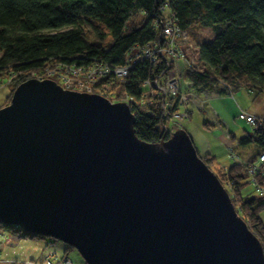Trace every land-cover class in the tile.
I'll use <instances>...</instances> for the list:
<instances>
[{"label": "water", "instance_id": "95a60500", "mask_svg": "<svg viewBox=\"0 0 264 264\" xmlns=\"http://www.w3.org/2000/svg\"><path fill=\"white\" fill-rule=\"evenodd\" d=\"M127 102L19 84L0 108V221L87 264H264V247L185 128L140 139Z\"/></svg>", "mask_w": 264, "mask_h": 264}, {"label": "trees", "instance_id": "16d2710c", "mask_svg": "<svg viewBox=\"0 0 264 264\" xmlns=\"http://www.w3.org/2000/svg\"><path fill=\"white\" fill-rule=\"evenodd\" d=\"M163 4H168L199 49L197 66L185 64V79L195 86L221 84L230 92L247 89L264 93V0H0V76L16 74L12 92L0 108L11 102L19 84L36 78L47 66L88 68L100 62L120 66L133 47L163 42L162 24L167 15L160 9ZM198 28L211 29L213 38L198 42ZM168 66L163 58L141 59L126 81L112 83V91L119 88L135 99L134 128L147 142L170 138L182 127L171 121V115H164L162 97L155 91L145 95L144 81L175 69L174 62ZM95 92L102 94L98 89ZM146 97L150 99L147 104ZM240 141L254 142L258 149L249 160L228 169L221 166L216 155L198 153L223 184L225 180L232 184L237 212L264 247V196H251L252 191L245 188L250 182V164L264 152V127ZM261 180L264 183V177ZM13 230L34 239H48L0 221V234ZM74 249L67 245L65 255Z\"/></svg>", "mask_w": 264, "mask_h": 264}, {"label": "built area", "instance_id": "2783aa9c", "mask_svg": "<svg viewBox=\"0 0 264 264\" xmlns=\"http://www.w3.org/2000/svg\"><path fill=\"white\" fill-rule=\"evenodd\" d=\"M162 11L167 12L165 22L163 26L164 43L160 41H152L146 46L133 47L130 55L126 59L124 65L112 67L107 63H93L88 68L78 67L76 65H65L56 68L47 66L40 74L37 75V79H54L65 89L76 90L81 92H95L98 88L103 89V86L110 88L113 82L126 81L129 77L130 70L135 63L141 59H150L156 61L163 58L168 62V67L171 63L174 64L178 60H184L185 64L197 66L193 59L189 56V49L183 47V40L188 38V32L183 29L179 23L176 14L168 8V4H163L160 8ZM199 54H197L198 57ZM175 67L177 68L176 64ZM55 68V69H54ZM185 69V68H184ZM183 70H178L176 73L168 72L164 77L157 78L154 81L146 79L144 81V87L148 88L149 94L152 95L155 91L164 101V115H171V121L181 126L179 121L189 118L188 101L191 96V91L187 87V81ZM172 70V69H169ZM168 70V71H169ZM175 71V69H173ZM9 75V77L7 76ZM16 77V74L9 73L0 76V89L4 86L11 84ZM111 96L113 102L123 101L130 104L134 111L135 99L128 94L124 96H118L112 93H107ZM146 91H145V95ZM135 112V111H134ZM240 119H244L253 127V131L259 127H264V116H257L245 111H241L239 114ZM230 155L233 159V164L243 162L240 160V156L233 148H229ZM248 177L250 183L255 187V190L259 196H264V183L261 178L264 177V152L258 156L254 163L250 164ZM231 183H229V186ZM227 187V186H226ZM228 188V187H227ZM71 260L68 259L66 264H70Z\"/></svg>", "mask_w": 264, "mask_h": 264}, {"label": "crops", "instance_id": "0c3cea01", "mask_svg": "<svg viewBox=\"0 0 264 264\" xmlns=\"http://www.w3.org/2000/svg\"><path fill=\"white\" fill-rule=\"evenodd\" d=\"M190 41V38L183 40V47L190 48ZM175 64L177 67H185V63L181 60H178ZM187 87L191 91V96L187 104L189 119L193 118L194 111L197 110L202 115L204 128L207 129V131L212 130L211 128H213L214 121L221 122V120H217V118L220 119L221 117L220 112L228 111L232 108L231 103L220 101L221 99L226 100L228 97L225 92L229 93L230 91L226 90L221 84L203 87L195 86L189 80H187ZM248 93L252 103H247L246 111L253 115L264 116V93H257L249 90ZM231 96L233 97V94ZM241 110L243 111V108H241L239 112H241ZM216 126L217 124H215V127ZM185 129L191 135L200 154L203 153L206 155L212 153L217 157V154L211 150L213 144L200 145L190 127ZM216 132H218L219 135L223 134L221 136L224 137L225 133L220 129ZM235 136V132L229 129L226 137ZM202 149L204 150L202 151ZM253 155L254 154L246 157L242 156L243 158L240 157V160L247 161ZM231 166L232 165H228L224 167L229 168ZM262 218L264 220V211L262 213ZM66 249L67 245L62 241L54 242L51 239L35 241L22 234L19 230L3 231L0 235V264H48V261H50L51 264H66L68 259L71 260L70 264H86L80 253V255H77L72 253V250L68 255H65Z\"/></svg>", "mask_w": 264, "mask_h": 264}, {"label": "rangeland", "instance_id": "374dc122", "mask_svg": "<svg viewBox=\"0 0 264 264\" xmlns=\"http://www.w3.org/2000/svg\"><path fill=\"white\" fill-rule=\"evenodd\" d=\"M196 31H197L196 39L198 42L210 41L214 36V33L209 28H198ZM190 39H192V40L190 41L191 45H190V49H189L188 54H189L190 58L193 59L194 63H198L199 55L197 57V54H199L198 53L199 49L197 47V43L195 42L196 40L192 36L191 33H190ZM181 61L185 62L184 60H181ZM51 66L54 67L55 65L52 64ZM55 67L59 68L61 66H55ZM184 68L185 67H182V68L181 67H177V68L175 67V71L183 70ZM7 76L9 77V75H7ZM13 82H14V80L11 82V84L6 85L2 89H0V104L1 105H4L6 103L7 97L11 94L12 89L14 87V86H12ZM121 82H124V81L121 80ZM103 87H104L105 91H102L103 89L99 90L98 88H95V87H94V89H98L99 91H102L101 92L102 95L105 94L106 97L108 99H110L111 101H113V100L111 99V96H109L107 94L108 92L115 94V95H119V94H123L121 96L125 95L124 93H122L120 91L119 88H116L115 91H112V84H111L109 89L106 86H103ZM145 91L147 94L149 92L148 88H145ZM225 93H226L228 98L226 100L221 99L220 101H224L226 103L227 102L231 103L232 108H230L228 111L220 112L221 117H220V119L217 118V120H221V122L214 121L213 128H211L212 130L207 131V129L204 128V121L202 119V115L199 111H197L195 109H194L195 113H194V116L192 119L187 118V119H184L183 121H179L181 123L182 127H184V128L190 127L191 131L195 135V137H196V139L200 145H208L210 143L213 144L211 150L217 154V157H218L217 160L221 164L222 167L228 166V165H233V159L230 155L228 147L233 148L235 150V152H237L241 158L246 157V156H250L251 154H255L257 149H258L254 142H249V143L244 144V143H241V141H240L241 137H245V136H247L248 133L253 132V127L249 123H247L246 120L239 118V114H240L239 110L241 108H243V111L247 112L246 111L247 103L248 102L250 104L252 103V100L249 96L248 90L247 89H241L237 92H231V93L229 92L230 94L228 92H225ZM149 94H147L146 96H148ZM232 94H233V97L231 96ZM149 100H150L149 97H146L144 103H146V104L149 103ZM7 105H5V106H7ZM215 124H217L216 127H215ZM177 127H179V125H177ZM177 129L178 128H176L175 131ZM219 129L221 131H223V133H225L224 137L221 136L223 134L219 135L218 132H216V131H219ZM229 129L231 131L235 132V134H236L235 137H226ZM203 150L204 149H202V151ZM201 155H204V154L202 153ZM225 169H228V168H225ZM223 185L228 190V192L230 193V195L232 197V194H234V189L232 187V184H230L231 185V187H230L229 182L227 180H225ZM245 188L252 191L251 196L258 195L256 190H255V187L252 183L249 182V184ZM29 238L32 240H35V241L40 240V239H34L33 237H29ZM51 238L52 237H48V239H51ZM58 242H60V241H58ZM72 253L80 255L76 249H74L72 251ZM48 264H51V262L48 261Z\"/></svg>", "mask_w": 264, "mask_h": 264}, {"label": "bare ground", "instance_id": "6f19581e", "mask_svg": "<svg viewBox=\"0 0 264 264\" xmlns=\"http://www.w3.org/2000/svg\"><path fill=\"white\" fill-rule=\"evenodd\" d=\"M168 72H171V73H176V71H174V70H169ZM167 72V73H168ZM164 77V76H163ZM161 78V77H160ZM152 81H154L153 79H151Z\"/></svg>", "mask_w": 264, "mask_h": 264}, {"label": "clouds", "instance_id": "9594fccd", "mask_svg": "<svg viewBox=\"0 0 264 264\" xmlns=\"http://www.w3.org/2000/svg\"><path fill=\"white\" fill-rule=\"evenodd\" d=\"M134 112V111H133ZM135 113V112H134Z\"/></svg>", "mask_w": 264, "mask_h": 264}]
</instances>
